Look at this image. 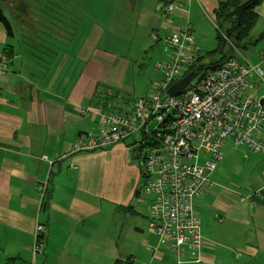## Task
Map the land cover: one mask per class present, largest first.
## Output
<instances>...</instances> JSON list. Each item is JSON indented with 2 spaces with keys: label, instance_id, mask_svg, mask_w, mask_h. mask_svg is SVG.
<instances>
[{
  "label": "crops",
  "instance_id": "0c3cea01",
  "mask_svg": "<svg viewBox=\"0 0 264 264\" xmlns=\"http://www.w3.org/2000/svg\"><path fill=\"white\" fill-rule=\"evenodd\" d=\"M127 1L125 30H139L140 36L162 45L168 59L164 36L187 26L204 52L194 37L191 10L198 7L215 18V10L226 0H169L176 5L169 23L158 0ZM257 13L259 19L251 31L256 47L250 57L242 50H233L227 57L240 54L264 70V1ZM52 16L55 21L45 26L35 16L28 19L13 13V36L0 23V264L10 259H15L14 264H100L99 258L105 256L103 245L97 244L102 240L98 234L102 216L112 205L122 210L132 205L137 213L136 191L141 183L144 192L145 165L134 158L132 147L137 139L71 153L80 134H98L103 112L127 110L136 97L121 100L122 83L112 74L117 59L113 54L95 49L89 57L82 56L87 36L83 42L76 38L74 46L63 14ZM18 34L27 38L28 48L49 51L43 57L23 54L25 42L13 40ZM71 49L79 52L71 53ZM6 50H12L8 59ZM255 83L251 94L264 97V75ZM228 142L211 174L214 188L195 206L204 247L189 249L186 264H264V154L246 144ZM232 146L242 152L238 157L229 152L224 160V151ZM235 171L243 183L233 181ZM45 181L44 197L38 186ZM146 217V222L141 218L138 222L141 233L137 232L134 245L120 248L108 264L175 262L173 251L150 232L148 211ZM38 223L46 227L45 252L35 257Z\"/></svg>",
  "mask_w": 264,
  "mask_h": 264
},
{
  "label": "built area",
  "instance_id": "2783aa9c",
  "mask_svg": "<svg viewBox=\"0 0 264 264\" xmlns=\"http://www.w3.org/2000/svg\"><path fill=\"white\" fill-rule=\"evenodd\" d=\"M159 5L164 20L171 22L175 3L161 0ZM164 39L169 57L158 65L162 78L154 92L136 97L127 110L103 112L98 134H80L71 153L97 151L141 133L136 142L146 145L143 189L151 197L149 230L177 255L174 264H186L187 251L205 244L195 206L214 188L211 174L223 158V147L231 141L264 154V97L251 94L264 70L231 56L178 95L169 96L167 89L196 62L201 48L190 26L167 33ZM46 187L47 181L38 186L43 196ZM45 234V226L38 223L35 256L45 249Z\"/></svg>",
  "mask_w": 264,
  "mask_h": 264
},
{
  "label": "rangeland",
  "instance_id": "374dc122",
  "mask_svg": "<svg viewBox=\"0 0 264 264\" xmlns=\"http://www.w3.org/2000/svg\"><path fill=\"white\" fill-rule=\"evenodd\" d=\"M28 2L30 5L28 7L29 12L24 14L23 18L30 19V17L33 18L35 16L38 18H35L36 20L47 26L55 21L53 14L62 13L65 23L69 25L68 29L71 30L74 46H76V38L77 42L80 39L83 42L85 36H87L84 50L81 51L82 56L89 57L95 49H100L113 54V57L117 58L114 59L112 74L122 83V89H119L121 100H133L138 95H150L154 92L155 87L162 78V72L158 65L166 61L167 58L160 48L162 45L152 42L151 39L148 40L145 36H140L139 30L134 31L133 29L131 33L125 30L127 24L123 22V16L127 14L129 1L72 0L68 2L67 0H28ZM196 8L197 10L195 7L191 10L193 12L191 22L194 29V37L203 46L204 52L214 50L218 47L217 34L219 32L216 19L212 14H205L198 7ZM11 9L16 14L14 4L11 5ZM5 13L10 20H13L12 12L9 8L5 7ZM15 39L19 42H25L22 49L23 54L30 55L34 53L36 56L43 57V52L49 51L46 49L35 50V48H28L27 38L25 36L22 38L20 34L13 38V40ZM49 41L55 43L54 41ZM255 47V45L250 46L248 49L242 50V53L250 57V52ZM70 51L71 53H78L79 49H71ZM224 51L226 54L233 52L229 41L225 43ZM139 138H142L141 133L136 134L129 141L133 142L134 139ZM228 144H231V142L229 141ZM144 149L145 147H143ZM229 152L236 153L238 157V153L242 152V150L235 149L232 146L231 150L224 151V160L229 159ZM231 161L232 164H238L236 160ZM232 179L236 184L243 183V180L237 176V171H235ZM150 199L149 195L143 191L140 192L135 201L137 213L122 210L113 207V205L110 207L111 211L106 213L107 209H105L106 214L102 216L103 224L101 227L98 226V234H102V240H98L97 244H102L105 251V256L99 258L100 264H108L111 257H116L115 255L119 253L118 250L120 248L127 249L137 240L139 236L137 232L141 233V231L136 227L140 218L144 222L147 221L146 216ZM145 231H147V228H145ZM42 254L44 253H39L38 255Z\"/></svg>",
  "mask_w": 264,
  "mask_h": 264
},
{
  "label": "trees",
  "instance_id": "16d2710c",
  "mask_svg": "<svg viewBox=\"0 0 264 264\" xmlns=\"http://www.w3.org/2000/svg\"><path fill=\"white\" fill-rule=\"evenodd\" d=\"M158 1L160 2L161 0ZM263 1L264 0H226L224 2H221L218 8L215 10V19L219 31L217 34L218 47L214 50L207 52H203V50L200 49V54L197 57L196 62L192 64L189 67V69L185 71L184 74L179 79L183 78L192 71L193 72L199 71V75L195 79V81L200 80L210 69H215L225 59L231 57V56L227 57V54L224 51V45L228 41L231 43L232 49L237 51L246 49L250 45H253V43H255L256 40H253L251 36V31L255 27L259 19V15L257 13V7L261 5ZM12 4L15 5L16 12L19 13L21 18L24 16V14L29 12L28 0H0V23H2L5 26L7 34L9 36H13L14 29H13L12 21L5 13V7L11 9ZM12 16H13V12H12ZM5 55H7V58H10L12 55V50L11 51L6 50ZM145 146H146L145 144L137 146L136 141L132 143L134 158L138 160L139 163L142 165L144 164V158L141 152L143 150V147ZM141 178H143V180L145 178L144 170ZM141 184H139V188L136 191V196H138L142 190ZM126 210L135 212L134 207L132 205L128 206ZM42 241L45 244V237L42 238ZM34 244H35V239H34ZM42 253H44V251ZM175 256H176L175 259L176 262L177 255L175 254ZM14 260L15 259H10L9 262L5 264H14L12 262ZM115 264H130V262L129 261L116 262Z\"/></svg>",
  "mask_w": 264,
  "mask_h": 264
},
{
  "label": "water",
  "instance_id": "95a60500",
  "mask_svg": "<svg viewBox=\"0 0 264 264\" xmlns=\"http://www.w3.org/2000/svg\"><path fill=\"white\" fill-rule=\"evenodd\" d=\"M199 75V71L197 72H190L183 78L177 80L174 82L168 89H167V95L169 96H175L178 95L180 92H182L187 86L193 82L194 79H196ZM262 102L264 103V99H262Z\"/></svg>",
  "mask_w": 264,
  "mask_h": 264
},
{
  "label": "bare ground",
  "instance_id": "6f19581e",
  "mask_svg": "<svg viewBox=\"0 0 264 264\" xmlns=\"http://www.w3.org/2000/svg\"><path fill=\"white\" fill-rule=\"evenodd\" d=\"M221 221V220H220Z\"/></svg>",
  "mask_w": 264,
  "mask_h": 264
}]
</instances>
